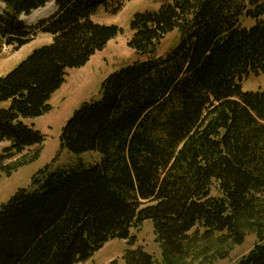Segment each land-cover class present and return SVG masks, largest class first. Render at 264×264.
I'll return each instance as SVG.
<instances>
[{
    "label": "trees",
    "instance_id": "1",
    "mask_svg": "<svg viewBox=\"0 0 264 264\" xmlns=\"http://www.w3.org/2000/svg\"><path fill=\"white\" fill-rule=\"evenodd\" d=\"M55 1L36 24L22 15ZM0 40L16 49L52 36L0 76V177L36 160L46 136L35 123L71 68L85 66L122 28L96 21L121 0H3ZM245 20H251L247 25ZM140 57L108 75L62 128L61 149L96 151L97 163L54 168L53 160L0 207V264H78L125 239L126 264H177L192 235L260 242L236 264H264V89L242 81L264 72V0H160L130 22ZM179 32L164 55L161 40ZM21 158L15 160L17 156ZM218 194H214V190ZM152 220L163 260L132 229ZM224 240V241H225Z\"/></svg>",
    "mask_w": 264,
    "mask_h": 264
},
{
    "label": "rangeland",
    "instance_id": "2",
    "mask_svg": "<svg viewBox=\"0 0 264 264\" xmlns=\"http://www.w3.org/2000/svg\"><path fill=\"white\" fill-rule=\"evenodd\" d=\"M121 2L123 6L117 13L101 7L94 18L100 23L118 25L122 31L102 50H98L85 66L69 69L66 81L50 99L53 109L33 119L36 128L46 136L42 151L36 160L19 167L12 175L4 173L1 175L0 207L8 202L19 189H32L33 176L47 164H51L54 159H56L53 165L55 169L74 168L81 164L89 166L99 161L100 155L96 151L74 154L66 148L61 149L60 135L63 126L83 102L100 97L101 83L108 75L142 58L129 47V40L133 36L130 22L138 12L157 10L160 7V0H121ZM5 6L3 0H0V15L5 13ZM57 8L56 6L49 9L42 16L32 20L30 15H23L21 19L27 24H36L41 19L52 15ZM244 23L249 25L252 21L245 20ZM179 38L177 30L168 33L158 45L157 53L166 54L179 42ZM51 42L52 36L46 33H38L20 49L0 40V76L12 71L33 50ZM242 86L246 91L264 89V72L258 75L252 73L245 77ZM8 145L0 143V152ZM20 158L21 155L15 160ZM214 194H218L216 189ZM261 219L262 225L259 228L264 236V210ZM244 229L246 237L242 244L233 243L229 238L220 239L219 234L211 238L202 236V231L197 236L192 235L188 250L177 264H236L253 249L256 243L261 241L256 227L253 228L247 224ZM132 235L136 237V241L131 247L143 246L152 254L156 262L163 260V249L157 241L152 220H146L140 228L132 229ZM128 247L129 243L125 239L111 240L90 259L78 264H126L124 253Z\"/></svg>",
    "mask_w": 264,
    "mask_h": 264
},
{
    "label": "bare ground",
    "instance_id": "3",
    "mask_svg": "<svg viewBox=\"0 0 264 264\" xmlns=\"http://www.w3.org/2000/svg\"><path fill=\"white\" fill-rule=\"evenodd\" d=\"M55 7H56V5H55V3L53 1L49 2L45 7H42V8H39V9L33 11L30 14V18L32 20V18L40 17L43 14H45V12H47L49 9H53Z\"/></svg>",
    "mask_w": 264,
    "mask_h": 264
},
{
    "label": "crops",
    "instance_id": "4",
    "mask_svg": "<svg viewBox=\"0 0 264 264\" xmlns=\"http://www.w3.org/2000/svg\"><path fill=\"white\" fill-rule=\"evenodd\" d=\"M25 121H26V123H28V124L35 123V122L33 121V119H28V120H25ZM2 143L9 144L8 142H2Z\"/></svg>",
    "mask_w": 264,
    "mask_h": 264
}]
</instances>
